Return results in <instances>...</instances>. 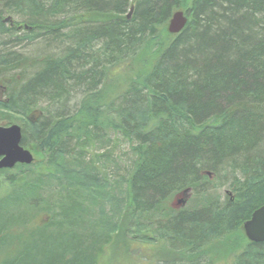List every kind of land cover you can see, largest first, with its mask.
<instances>
[{
	"label": "trees",
	"instance_id": "1",
	"mask_svg": "<svg viewBox=\"0 0 264 264\" xmlns=\"http://www.w3.org/2000/svg\"><path fill=\"white\" fill-rule=\"evenodd\" d=\"M0 1L2 25L5 12L25 13L34 19L24 28L33 33L25 35L31 46H54L36 58L9 46L0 52V81H9L0 84L8 90L0 100L10 114L22 113V145L42 155L40 164L69 156L89 166L85 151L109 133L129 141L135 158L124 220L158 209L176 191H196L208 172H243V180L230 184L236 187L247 172L264 169V0ZM179 8L189 22L172 35L167 24ZM66 9L79 15H65ZM26 173L7 176L8 186H0V264H100L99 252L80 263L73 250H29L47 230L7 208L17 204L13 186L27 183ZM215 198L167 216L158 234L148 236L170 248L168 264H177L180 252L191 255L183 263L201 264L200 252L214 242L209 237L230 240L216 226L228 207ZM75 207L70 214L61 207L57 215L65 219L56 224L62 231L68 222L73 237L80 234L73 231ZM241 230L245 246L234 264H264V242L249 241ZM91 233L101 236L104 250L123 237L121 226L118 234ZM129 245L128 239L124 250Z\"/></svg>",
	"mask_w": 264,
	"mask_h": 264
},
{
	"label": "rangeland",
	"instance_id": "2",
	"mask_svg": "<svg viewBox=\"0 0 264 264\" xmlns=\"http://www.w3.org/2000/svg\"><path fill=\"white\" fill-rule=\"evenodd\" d=\"M3 8L5 4L0 1V11ZM64 14L79 15L70 9H66ZM2 17L5 19L3 23L5 25L0 23V52L9 46L10 49L19 48L17 50L21 51V57L36 58L39 56L38 53L45 55L53 53L54 46L50 44L43 47L39 42V45L34 43L31 46L34 41L28 39L32 38L33 33L24 29L30 20H34L31 16L21 12L7 11ZM13 22L18 23L20 28L15 26L18 29L8 31L7 27ZM12 45L15 46L11 47ZM8 82V80L4 83L0 81V84L3 86ZM5 98L7 94L3 100ZM75 101L77 100L71 104ZM3 105L0 100V126L18 124L24 129L22 113L10 114V111ZM232 135H236V130L232 132ZM132 148L129 141L111 132L103 142L91 145L85 151L89 166L87 164L78 166L69 156H58L52 164H48V161L40 164L42 155L33 152L34 161L31 164L18 163L13 168L0 169V186L3 184V188L8 186L9 182L5 180L7 176H18L27 172L28 184L13 186L15 195L19 197L17 204L8 203L7 208L10 207L11 211L20 215L22 219L29 220V224L39 226L42 231L47 230L48 233L41 234L42 236H39L33 248L29 250H37V252L39 250H45V252L47 250L58 252L73 250L77 252V256L79 255L80 263H88L87 254L92 258L99 252L103 255L100 264H168L170 257L174 255L167 251L170 248L166 243L161 245V241V244H155V241L149 240L148 236L158 234L159 227L165 226L164 220L167 216H172L181 210L207 206L217 197L221 206L228 207V209L224 210L223 219L218 221L216 226L224 228L222 233L230 240L222 242L214 236L209 237L207 241L211 243L214 239V242L207 250L200 252L202 254L200 258L203 260L200 262L201 264H234L245 246L241 230L244 220L264 201V169H253L250 173L247 172L246 180L243 183L239 182L236 187L230 184L235 177L243 180L245 177L243 172L234 173L228 170L217 175L208 172L209 177L201 181L204 186L196 191L190 188L176 191L163 201L158 209L137 212L134 218L128 214L124 220L128 190L126 178L135 158ZM205 187L209 189L208 193L198 192ZM236 188L239 189L236 190ZM1 189L2 187L0 191ZM13 190L10 188L9 193ZM72 203L76 204L75 208H78L75 211L76 216L73 223V231L77 230L80 233L76 237L66 233L71 229L68 222L65 225L62 222L63 226H60L62 231L56 227L60 219H65L57 214L64 212L62 208L66 214H70ZM120 226L123 229L122 241H113L109 244L110 247H106V250H104L101 236L97 235V237L91 233L118 234ZM234 228H239L240 236L235 233L237 230H233ZM82 233L84 235H81ZM209 233L213 232L209 231ZM128 239L130 247L124 250ZM96 241L98 244L94 246ZM7 247L8 245H3L4 250ZM21 248L22 246L19 245L17 250ZM175 256L177 264H185L183 262L191 259V255L181 252ZM48 258L49 256L45 260Z\"/></svg>",
	"mask_w": 264,
	"mask_h": 264
},
{
	"label": "water",
	"instance_id": "3",
	"mask_svg": "<svg viewBox=\"0 0 264 264\" xmlns=\"http://www.w3.org/2000/svg\"><path fill=\"white\" fill-rule=\"evenodd\" d=\"M131 13L129 14L130 17ZM188 22L185 12H173L168 23L170 33L181 32ZM22 127L18 124L0 126V169L13 168L16 164H31L34 161L33 152L25 148L21 142ZM244 231L252 242H264V205L256 209L251 218L244 223Z\"/></svg>",
	"mask_w": 264,
	"mask_h": 264
},
{
	"label": "bare ground",
	"instance_id": "4",
	"mask_svg": "<svg viewBox=\"0 0 264 264\" xmlns=\"http://www.w3.org/2000/svg\"><path fill=\"white\" fill-rule=\"evenodd\" d=\"M178 10H182V9L179 8V9H176L175 11H178ZM175 11H174V12H175ZM182 11L185 12V15L188 17V22H189V14H188L185 10H182ZM188 22H187V24H188ZM187 24H186V26H187ZM186 26L184 27V29L186 28ZM184 29H183V30H184ZM183 30H182V31H183ZM167 31L169 32V30H168V24H167ZM182 31H181V32H182ZM181 32H179V33H181ZM169 33H170V32H169ZM179 33H176V34L170 33V34H172V35H177V34H179Z\"/></svg>",
	"mask_w": 264,
	"mask_h": 264
},
{
	"label": "flooded vegetation",
	"instance_id": "5",
	"mask_svg": "<svg viewBox=\"0 0 264 264\" xmlns=\"http://www.w3.org/2000/svg\"><path fill=\"white\" fill-rule=\"evenodd\" d=\"M1 90H2V92H1ZM1 90H0V93H3L4 94V92H5V88H1ZM2 95V94H1Z\"/></svg>",
	"mask_w": 264,
	"mask_h": 264
}]
</instances>
